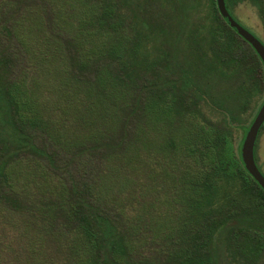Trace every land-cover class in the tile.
<instances>
[{
    "label": "trees",
    "instance_id": "trees-1",
    "mask_svg": "<svg viewBox=\"0 0 264 264\" xmlns=\"http://www.w3.org/2000/svg\"><path fill=\"white\" fill-rule=\"evenodd\" d=\"M43 5L0 20V216L17 232L0 238V264H46L43 230L64 254L58 264H260L264 190L236 132L256 117L264 65L216 0ZM47 55L66 60L78 105L92 106L34 107ZM136 191L133 215L105 206ZM158 239L169 247L154 261L143 254Z\"/></svg>",
    "mask_w": 264,
    "mask_h": 264
},
{
    "label": "rangeland",
    "instance_id": "rangeland-1",
    "mask_svg": "<svg viewBox=\"0 0 264 264\" xmlns=\"http://www.w3.org/2000/svg\"><path fill=\"white\" fill-rule=\"evenodd\" d=\"M51 1L55 4L54 9L56 7L59 8L63 7L66 4V2L67 3L73 2V0H51ZM227 4L234 18L242 26H244L247 30H249L252 34H254L259 40H261L264 43V0H256V2H254L253 0H233V2L231 0H227ZM43 6H44L43 0H0V20L8 17V15L12 13L11 11L13 10L19 11L20 13H25L28 10V8L31 7H33L34 9H38V7L45 9ZM45 11L46 10H44V12ZM204 15L205 12L203 10L200 11L198 17L202 18ZM24 26L26 27V30L28 32L30 28V23L28 24V22H25ZM245 47L248 48L249 46L245 43ZM66 65H67L66 60L60 58L58 59L56 55L53 56L47 55L43 58L41 57L38 58V64H37L38 71L33 75L34 85L37 83V86L35 85L33 89L29 90V98L31 97L34 99L33 100L34 107L38 109V111H40L41 114L43 111L46 112V114L48 112L51 113V111H56L59 112L60 115L61 113H68L75 111L80 107H84L85 105L92 106V103L91 104L87 103L81 106L78 105V95L76 94L77 81L72 75H70V72L69 73L65 72ZM30 78L31 77L29 76V80ZM263 103H264V92L259 100L260 107H257L253 112V114L257 116ZM252 117H250L249 120H251ZM75 118H73L71 122L66 120L68 125L70 124V126L67 127V135L69 137H71V133H73L72 129L75 131V133H77L80 128L78 127L77 125L78 122L75 120ZM248 130L244 132V130L241 128L237 129L236 132L237 144L242 138L244 142ZM243 142L241 144V148ZM255 158L259 168L264 173V127L260 130L259 137L256 142ZM21 166L22 163L17 164L16 167L20 168ZM25 171L28 174V178L30 180L37 179V174L34 172L33 169H30L27 166V169ZM75 175L76 177H78V174ZM136 180L140 182V184H146L147 181V179H145V176L142 173L139 174ZM42 183L43 182H37L36 185L33 183L30 184L27 183V185L28 188H32L37 185L38 186L42 185ZM36 194L37 193H34L33 195ZM38 195L39 196L43 195V193L38 192ZM136 195L137 197H133V198H127L125 197L126 195L125 196L121 195L117 199H115L114 196H111L110 200L106 202L105 206L113 211H116L117 213L118 211L120 213V211L123 210L127 215H133L139 209L138 202L144 200L141 197H139V191H136ZM137 199H139V201ZM39 200H42V198H40ZM159 207H158V211L160 210ZM162 218L163 217L159 215L157 217L158 222H163ZM33 220L40 222V220L37 218H33ZM5 224L6 222H4V218L0 216V238L9 239V237H11L13 241V239L16 238L15 235L17 234V232L15 229L13 230L11 228L9 229L8 226H5ZM38 235H42L43 237H45L44 245H45V250L47 252L46 264H58L60 262L59 258L62 259L64 257V254L61 252L58 242H56L55 239L53 240L50 231L43 230V232L38 233ZM20 243L16 242L13 248L16 249L19 248L20 250L21 248L19 245ZM164 246H165L164 239H158L153 244L148 245L143 255H146L150 259L157 261L159 259L158 249H160L161 247L164 248ZM165 247L168 248L169 245L166 244ZM63 250H65V248ZM62 264H66V263L63 261ZM260 264H264V258Z\"/></svg>",
    "mask_w": 264,
    "mask_h": 264
},
{
    "label": "water",
    "instance_id": "water-1",
    "mask_svg": "<svg viewBox=\"0 0 264 264\" xmlns=\"http://www.w3.org/2000/svg\"><path fill=\"white\" fill-rule=\"evenodd\" d=\"M220 15L241 38L255 50L264 65V43L242 26L231 14L226 0H216ZM264 124V103L252 122L241 148L242 159L249 174L264 190V173L259 168L255 158V147L261 127Z\"/></svg>",
    "mask_w": 264,
    "mask_h": 264
}]
</instances>
